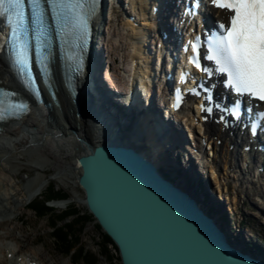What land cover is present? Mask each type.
I'll return each instance as SVG.
<instances>
[{
    "label": "bare ground",
    "instance_id": "6f19581e",
    "mask_svg": "<svg viewBox=\"0 0 264 264\" xmlns=\"http://www.w3.org/2000/svg\"><path fill=\"white\" fill-rule=\"evenodd\" d=\"M152 2L153 0H150L148 5L143 3L144 5L142 4L141 10H145V13H148L147 11L150 10L149 7H152ZM147 17L148 15H145V18ZM137 24L138 27L132 26L126 21L122 24L127 30V39H130L131 42L128 47H130L132 52L131 55L127 57L129 58V67L124 65L125 67H123V69L126 71H123L124 75H122L127 78V80L129 77L134 80L132 83L133 85H131L135 87V90L141 91L139 88L140 86L134 83L135 81H140L141 83L146 82L149 87H154L156 85L155 89L158 88L159 90V88L162 87L161 81L155 76H157L156 74L160 76V73H162V69L159 66L160 63L153 60L152 56L148 57L145 55L144 51V47L149 38L148 32L152 33V29L143 27L138 22ZM103 32H105V30ZM104 38H106V33L104 34ZM136 42L138 48L134 47L136 46ZM134 60H136V62H133ZM132 62L133 67L130 66ZM101 63L102 59L99 61V64ZM95 71L99 73L101 81L104 84L98 79H95L94 82L103 87L102 89L105 94H107L105 85H107V88H109L110 85L113 89H116L108 71H105V73L100 70ZM83 80L84 79L79 80L78 82L81 94L75 105L67 92L63 89L57 75H54L56 105L53 104L45 93V101L50 105L48 110L43 106L33 105L29 113L23 116L19 121L1 126L0 232H2V234L0 233V264H44V262L40 260L39 253L36 251L31 253L26 249L28 243L26 239L19 240V238L8 231L9 228L6 230L3 228L8 224L11 225L13 221L20 219L17 215V211L19 210L18 207L29 205L33 199L42 194V191L46 187L45 184H43L44 179L51 169L56 171V175L58 176L57 179L65 185H69L71 181L77 180L80 171L76 160L80 155L84 154L86 149L93 148L99 144L117 145L118 143H125L126 141L134 149H137L139 154L149 161L158 172L161 173L163 171L168 177H171V181L175 183V186L183 189V180L176 177L174 168L168 165L172 164L171 160H174V150L170 152L172 153V157L165 156L159 145L155 143V139L151 135L143 133L145 126L148 128V125L152 124L150 120L151 116L146 117L148 114L143 111L141 114H138V117H140L139 123L138 121H133L134 119L131 120L132 122H128L129 119L126 118V116L114 111L113 107L108 105L110 101H112V103L117 102L119 100L118 97L112 98L108 95L104 101L103 95L101 94L102 92L93 89L91 90L93 107L98 116V110L100 109L102 112L101 118L104 117L109 124L105 129L95 121L93 114L90 113L88 98L86 94H84L85 82ZM105 82H107V84ZM12 84L13 80L7 69L6 62L0 57V86L10 89ZM88 91L90 92L89 89ZM144 92H147V90H143V93ZM129 124L130 126L132 125V129H130L128 133L125 130V126L129 127ZM107 128L110 131H108ZM204 130L209 140H211L212 135L219 136L220 138L218 129L206 125ZM160 134L163 142L166 143V137L161 131ZM212 153L213 157H215L214 161L219 160V163H222L223 167L227 163H229L230 167H235L233 166L235 156L233 152L232 154L228 153L227 143L217 146L215 142H212ZM242 166H244V164ZM26 168L31 169L27 171L34 172V176L30 177L20 190L16 189L14 186L11 192H7L10 190L9 188L12 189L10 181L16 178L19 171H25ZM223 171L224 172L220 174L222 180L225 181L232 178L234 179V183L238 182L233 174L227 173L225 170ZM243 175L246 177L247 181L248 179H257V176L250 171H245ZM210 178H212L215 184V178H213L212 175H210ZM45 181L48 182L47 180ZM75 188H78V186ZM259 188L264 191V184L261 183L255 186L256 191L260 190ZM217 193L219 198L215 197V199L217 201H219V199L225 201L219 189H217ZM80 200L81 198L78 192L74 190V196L72 198L56 202L54 206L56 208H64L72 202H78V204L82 205ZM216 204V209L225 210L224 202ZM209 208L206 201H201L202 210L206 211ZM16 230L18 231L19 229ZM229 233V231L226 232L227 235ZM238 248L240 249V247Z\"/></svg>",
    "mask_w": 264,
    "mask_h": 264
},
{
    "label": "water",
    "instance_id": "95a60500",
    "mask_svg": "<svg viewBox=\"0 0 264 264\" xmlns=\"http://www.w3.org/2000/svg\"><path fill=\"white\" fill-rule=\"evenodd\" d=\"M76 162L82 206L120 264H264L230 243L200 201L163 178L128 142L99 144Z\"/></svg>",
    "mask_w": 264,
    "mask_h": 264
},
{
    "label": "snow or ice",
    "instance_id": "6c2138e0",
    "mask_svg": "<svg viewBox=\"0 0 264 264\" xmlns=\"http://www.w3.org/2000/svg\"><path fill=\"white\" fill-rule=\"evenodd\" d=\"M100 0H0V23L7 29L4 37V56L16 80L34 95L38 102L41 92L37 76H43L42 49L53 39L71 43L75 49L73 59L77 71L82 64V51L86 46L88 20L95 15ZM216 9L225 11L227 24L219 23L203 43L198 36L191 42L192 55L188 63L202 74L217 76L223 88L234 96L231 118L240 117L243 99L264 105V0H209ZM198 3L191 5L198 8ZM186 14H195L187 12ZM50 21V23H49ZM35 44V65L30 51ZM187 50V49H186ZM79 53V55H77ZM202 61L209 62L208 65ZM34 69H40L37 73ZM186 74L181 75L183 82ZM48 82L45 81L47 86ZM193 95L199 92L191 89ZM5 97H8L5 100ZM14 91L0 88V123L26 115L29 105L16 98ZM201 112H212V100ZM178 106V105H174ZM217 108L220 105H215ZM251 112V110H250ZM261 121L259 128L252 122V135L264 129V111L254 113Z\"/></svg>",
    "mask_w": 264,
    "mask_h": 264
},
{
    "label": "rangeland",
    "instance_id": "374dc122",
    "mask_svg": "<svg viewBox=\"0 0 264 264\" xmlns=\"http://www.w3.org/2000/svg\"><path fill=\"white\" fill-rule=\"evenodd\" d=\"M123 22L124 21L122 20L116 19L112 23L110 30L109 29L107 30L106 27L103 28L104 30H106L105 31L106 38L107 36L110 38V41H108L107 43H105L106 40L104 39L103 42L104 54L107 55L109 52H111L112 56L118 58V65L121 68L125 66L129 67L128 64L129 58L127 57H129L132 53L130 47H128V45L130 46L129 43L131 42L130 39H127L128 33L126 28L123 27L122 25ZM123 75L122 77H124ZM27 170H31V169L26 168L25 171H19L16 178L10 181L12 185V189L8 187L10 190H8L7 192H11L14 186L16 189L20 190L23 184H25V182L30 177L34 176L35 174L34 172ZM46 177L43 182V184H45L46 187L42 191V194L39 197L33 199L29 205L24 207H18L19 210L17 211L18 213L17 215L19 216L20 219L13 221L11 225L8 224L3 229L6 230L9 228L8 231H10L17 238H19V240L26 239V241L28 242L26 249L29 250V252L31 253H34L35 251L39 253V257L41 258L40 260L43 261L44 264H73L69 256L61 255L56 252L50 237L51 230L48 221H46L45 218L40 219L36 217L34 215V212L30 209V207L31 205H36L39 202H41L44 199L43 198L44 196L47 198L46 195L49 187H54L61 193L66 194L67 199L72 198L74 196V190H76L81 198L80 200L81 203H82L83 193L79 187L75 188L77 187L75 183L76 180L71 181L70 182L71 184L69 185H65L61 183L57 179L58 176L56 175V171H54L53 169H51L50 172H48ZM45 180H47L48 182H46ZM232 190L233 189L228 190L227 193L231 195L233 192ZM260 191L263 190L260 189ZM225 201L220 199V203L224 202V207H225L224 209H226L227 212L229 211L231 213L233 211L235 213L237 223L242 222L241 227L246 232L245 235L248 234L247 238H249V240H252L253 242H259V240H262L264 242V217L259 213V211L256 210L255 205H253L255 200L251 197L250 193H248L246 197L240 194V197L238 198L237 201L234 198L227 201L226 202L228 203L227 206H230L231 209H229L226 206ZM55 203L56 202L48 203L47 206L54 209V212L56 214H59L60 212L64 211L68 206H72L75 208L76 211H78L79 213L78 215L81 218V220L85 219V217L89 218L90 216L86 211V209L84 208V206L78 204V202H72L64 208H56L54 206ZM249 217L252 219V221L245 224L246 218ZM220 223L221 222H219V224ZM243 225H245L247 229L243 228L245 227ZM16 229L19 230L17 231ZM0 233L2 234V232ZM102 234L103 233L100 231V229L96 226L94 222L87 224L84 230L82 231V234L80 235V246L84 248L86 251H88V253L98 257L97 264H120L117 251L113 245L106 244L105 249L106 251H108L107 255L105 257L99 256V251H100L99 245L101 244V238H103Z\"/></svg>",
    "mask_w": 264,
    "mask_h": 264
},
{
    "label": "trees",
    "instance_id": "16d2710c",
    "mask_svg": "<svg viewBox=\"0 0 264 264\" xmlns=\"http://www.w3.org/2000/svg\"><path fill=\"white\" fill-rule=\"evenodd\" d=\"M46 196L47 198L44 196L41 202L31 205L30 208L36 217L40 219L45 218L48 221L51 230L50 237L56 252L69 256L73 264H97L98 257L88 253V251L80 246V235L85 226L92 222L91 217H85V219L81 220L78 211L72 206H68L64 211L56 214L54 209L47 206V203L65 200L67 199V195L54 187H49ZM102 237L101 244L99 245V256L105 257L108 253L105 246L106 244L112 245V243L106 235ZM256 249L259 250V248Z\"/></svg>",
    "mask_w": 264,
    "mask_h": 264
}]
</instances>
